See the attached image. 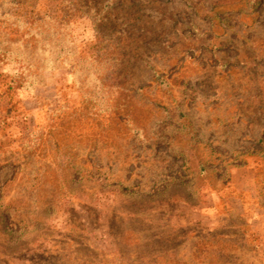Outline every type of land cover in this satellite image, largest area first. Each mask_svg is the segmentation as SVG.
<instances>
[{
	"label": "rangeland",
	"instance_id": "1",
	"mask_svg": "<svg viewBox=\"0 0 264 264\" xmlns=\"http://www.w3.org/2000/svg\"><path fill=\"white\" fill-rule=\"evenodd\" d=\"M61 15L73 65L0 63V264H264V0H0Z\"/></svg>",
	"mask_w": 264,
	"mask_h": 264
},
{
	"label": "trees",
	"instance_id": "2",
	"mask_svg": "<svg viewBox=\"0 0 264 264\" xmlns=\"http://www.w3.org/2000/svg\"><path fill=\"white\" fill-rule=\"evenodd\" d=\"M54 19L57 23L55 22V25L52 23L51 26H47L46 23L38 26L32 21V24L36 26L33 30L30 26L25 27V24H19L13 29V38L4 34V26L0 27L1 35L4 37L0 39V44L1 41L4 42L8 49L7 53H11L12 48L19 53L17 56H22L17 60L0 59V63L16 61L20 65L21 75L18 76L19 78L11 77L9 88H32L35 84L42 83V71L73 65V45L64 33V16ZM60 33L65 35V42L60 39Z\"/></svg>",
	"mask_w": 264,
	"mask_h": 264
}]
</instances>
